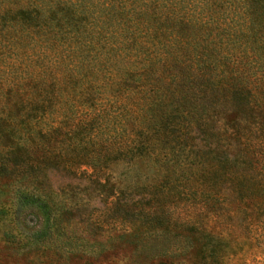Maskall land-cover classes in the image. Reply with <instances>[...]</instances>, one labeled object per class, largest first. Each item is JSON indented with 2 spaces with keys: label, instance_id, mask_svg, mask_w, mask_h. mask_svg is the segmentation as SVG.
Returning a JSON list of instances; mask_svg holds the SVG:
<instances>
[{
  "label": "rangeland",
  "instance_id": "obj_1",
  "mask_svg": "<svg viewBox=\"0 0 264 264\" xmlns=\"http://www.w3.org/2000/svg\"><path fill=\"white\" fill-rule=\"evenodd\" d=\"M154 2H158L162 18L148 17L151 13L146 6L151 7ZM176 2L0 0V264H264L263 233L260 244L237 248V253L231 254L235 248L228 245V241H208L206 238L207 244H198L192 237L180 236L181 233L173 229L174 219L180 220V223L188 222L197 215L196 210L205 208L211 216L205 219L202 226L214 233L221 232L217 208L207 207V197L196 188L189 175L193 164L184 167L188 153H177L169 143L162 144L163 147L160 145L161 148L153 153L157 156L156 162L149 158L151 150L142 151V145L147 142L145 133L153 132L154 123L159 118V106L151 110L142 109L143 99H136L138 106L135 108L125 99L117 98L114 106L109 107L108 95H90L85 86H73L62 80L54 86L55 89L48 85L45 91L43 86V93L37 94L33 91L37 89L36 85L30 82L28 75L24 74V78L20 76L25 71L24 67L30 64L28 54L35 56V48L28 45L29 37L21 40L18 37L27 36L28 30L37 34L46 47L64 55L75 52L72 62L77 69L84 67L86 59L81 43L67 40L60 45L57 36L63 39V34L52 35L56 26L75 19L77 21H72L71 25L74 30L82 29L77 33L84 40L125 42L133 37V40L142 41L146 55H153L156 60L160 74L158 85L168 94L167 98L176 103L192 102L195 96H192L189 81L174 82L167 77L169 72L165 69L173 74L177 70L200 71L203 65L195 66L196 63L178 52L180 38L175 36V31H171L172 34L168 32L170 41L166 42L155 40L151 31L157 27H171L172 23H168L169 19L164 16L172 12ZM31 15H50L57 20H47L49 25L44 31L42 28L32 29ZM135 21L144 22L146 26L128 31L130 26L134 28ZM228 23L223 24L225 29L221 30L225 46L221 69L224 74L221 76L226 77L233 73L236 58L245 57L244 61L247 60L246 46ZM249 52H252L251 49ZM225 56L233 59L232 64ZM253 63L250 58L245 65H235L245 73H252L256 67ZM140 64H131L130 67L141 69L143 65ZM114 65V73L125 77L124 61H114ZM104 108H111L103 116L106 124L97 126L93 120ZM14 124L25 126L22 128L30 133L34 130L37 135L31 133L32 136L27 138L17 137L12 129ZM80 132H83L84 144L78 138ZM115 134L127 142L123 145L126 160L114 166L109 176V186L120 188V198L117 194L110 197L99 193L103 190L99 191L86 181L81 173L73 177L61 167L57 168L56 164L71 162L82 167L81 170L86 169L84 166L96 159L93 152L96 137ZM38 139L44 140L46 147L32 153V158L28 159V148L36 146ZM83 145L87 153L83 152ZM112 151L114 155H119L115 149ZM25 164L27 174H23L22 170ZM44 164L55 167L44 172L37 171ZM206 174L203 172L204 176ZM43 178L51 189L46 194L40 193L36 184ZM135 182H139L142 188L137 192L132 188ZM239 192L240 183L236 181L227 194L238 195ZM37 196L46 201H40ZM115 201L121 203L114 208ZM141 215L149 219L144 232L136 235L134 232L125 233V229L130 231L131 226L140 223L138 218ZM162 217L164 221H160ZM141 245L149 247L148 253L138 251Z\"/></svg>",
  "mask_w": 264,
  "mask_h": 264
},
{
  "label": "trees",
  "instance_id": "obj_2",
  "mask_svg": "<svg viewBox=\"0 0 264 264\" xmlns=\"http://www.w3.org/2000/svg\"><path fill=\"white\" fill-rule=\"evenodd\" d=\"M157 3L154 2L151 7L146 6V10L150 8L149 18H162L163 14ZM144 11L143 14L146 13ZM31 17L30 27L43 31L49 25V21L57 20L50 15ZM164 17L169 19L168 23H172L171 27H157L151 30L152 37L158 41H170L168 32L172 34L175 31V36L180 38L178 52L196 63L195 66L203 65L200 71L177 70L173 74L169 69H165L169 74L163 71L174 82L183 79L189 81L192 96H195L192 102L187 103L186 100L184 104L176 103L175 100L167 98L168 94L158 85L160 74L156 60L153 55H146L142 41L133 40V37L125 42H112L107 39L96 42L84 40L77 33L82 29L74 30L71 25L72 21H77L75 19L70 20L68 24L65 22L56 26L52 35L55 36L58 32L63 34V39L57 36L60 45L67 40L71 41L70 43H74L75 40L81 43L82 53L86 59L83 62L84 67L77 69L72 62L75 52L64 55L54 48L46 47L40 42L41 38L37 34L28 30L27 36L18 37L20 40L29 37L28 45L35 48V56L28 54L30 64L24 67L25 71L21 72L20 76L24 78V74L28 75L30 82L36 85L34 87L37 89L33 91L37 94L43 93V86L47 91L48 85L54 88L62 80L63 83L73 86H85L90 95H108L109 107L114 106L117 98L125 99L135 108L138 106L136 99H143L142 109L151 110L159 106V118L154 123L153 132L145 133L147 142L142 145V151L151 150L149 158L155 159L156 162L158 159L153 153L160 145L163 147L162 144L169 143L177 153H188L184 167L193 164L194 168H189V175L196 183V188L207 197V207L217 208V221L220 223L221 232L214 233L202 226L205 219L211 216L209 210L205 208L200 209L201 211L196 210L197 215L188 222L180 223V220L174 219L173 229L179 231L180 236L192 237L198 244H207L206 238L208 241L216 239L221 242L228 241V245L235 248L231 254H236L237 248L260 244V235L264 234V0H177L172 6V12L165 14ZM226 23L235 28L237 38L246 46L247 60L251 58L254 61L253 64L257 68L255 67L252 73H245L242 68L235 65L247 63V60L244 61L245 57H241L234 60L233 73L230 76H221L224 74L221 69L224 65L225 48L221 30L225 29L222 25ZM143 26H146L144 22L135 21L134 28L130 26L128 31L133 32ZM72 31L77 34H71ZM225 58L232 64L233 59L229 56ZM121 60L126 64L125 77H119L114 73V61L118 63ZM131 64L143 66L141 69H132ZM173 67L177 68L167 66ZM110 109L104 108L99 111L93 122L97 126H104L106 122L103 121V116L108 114ZM22 127L25 126L17 124L12 126L15 136L27 138L32 134L37 135L36 131L32 130L31 134L28 129ZM82 133H78V138L84 144ZM118 137L119 134L105 138L96 137L93 145L96 159L91 164H86L84 166L86 169L81 170L82 167L71 162H64L62 166L56 164L57 168L61 167L73 177H78L81 173L86 181L95 185L99 191L103 190L99 193H106L110 197H114V194L119 196L120 188L109 186V176L114 166L126 160L123 145L127 142L122 141V136ZM43 141L38 139L36 146L28 148V159L32 158V153L46 147ZM212 144L216 145L211 146ZM82 149L87 153L84 145ZM113 149L119 155H114ZM50 167L55 166L44 164L37 171L44 172ZM35 168L32 169L35 171ZM27 169L26 164L23 165V174H27ZM204 169H207V174ZM203 172L207 176H204ZM236 181L240 183L239 194H227L229 187L232 189ZM229 183L231 185L224 187ZM36 184L40 193L46 194L51 191L45 178L37 180ZM138 184L139 182H135L132 187L136 192L142 189ZM39 199L42 202L46 201L43 197ZM120 203L121 201H115L114 208ZM144 217L146 216L141 215L138 218L140 223L131 226L130 231L125 229V233L134 232L136 235L144 232V227L149 223V219ZM72 221L73 219L70 222ZM160 221H164V218L162 217ZM148 248L147 245H141L138 251L148 253Z\"/></svg>",
  "mask_w": 264,
  "mask_h": 264
}]
</instances>
